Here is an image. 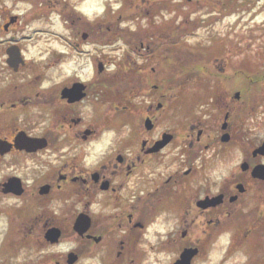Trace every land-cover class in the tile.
Segmentation results:
<instances>
[{"label":"flooded vegetation","instance_id":"af4514ba","mask_svg":"<svg viewBox=\"0 0 264 264\" xmlns=\"http://www.w3.org/2000/svg\"><path fill=\"white\" fill-rule=\"evenodd\" d=\"M40 1L0 0V264H239L241 253L264 264V53L250 57L248 92H218L227 53L188 69L198 89H149L136 62L112 78L110 60L86 48L91 33L64 52L26 48L18 32ZM69 62L75 74L61 79ZM107 130L112 147L85 167ZM228 164L227 177H210ZM161 213L174 228L152 243Z\"/></svg>","mask_w":264,"mask_h":264},{"label":"rangeland","instance_id":"374dc122","mask_svg":"<svg viewBox=\"0 0 264 264\" xmlns=\"http://www.w3.org/2000/svg\"><path fill=\"white\" fill-rule=\"evenodd\" d=\"M117 2L121 3L119 10L113 12L109 6L101 19L89 22L75 12L73 0H41L33 7L40 16L24 19L21 25L24 32H18V36L29 35L23 41L26 48H64L72 45L75 39L82 40V33H91L93 36L86 42V48L96 59L104 55L110 60L112 78L124 73L127 62H136L144 77V87L145 77L151 78L145 88L150 89L154 84L162 88V92L174 94L185 93L188 86L196 85H186L185 78L188 69L197 73L200 66H205L200 56L209 61L227 53L218 60L223 67L221 78L228 79L229 83L223 84L218 92H248L250 57L254 52L264 53V0ZM16 9L23 8L17 5ZM4 22V18L0 20V24ZM57 23L62 30H57ZM33 24L37 26L31 27ZM77 32L81 34L74 38ZM142 45L152 51L139 50ZM73 62L69 63L76 70ZM75 70L69 73L63 68V78L74 76ZM169 74L173 76V87L168 83ZM116 97L119 96L115 94ZM146 102L147 99H143V104Z\"/></svg>","mask_w":264,"mask_h":264},{"label":"clouds","instance_id":"9594fccd","mask_svg":"<svg viewBox=\"0 0 264 264\" xmlns=\"http://www.w3.org/2000/svg\"><path fill=\"white\" fill-rule=\"evenodd\" d=\"M11 7V5H8ZM73 8L75 12H77L80 16H82L84 19H86L89 22H94L98 19H101L107 8L110 6L113 10V12L117 11L121 7V3L117 2V0H73ZM24 10H27L30 6H21ZM57 21L59 20L58 17H54ZM37 26L36 24H33L31 27ZM57 30H62V26L57 23L56 26ZM67 35V33L65 32ZM53 47H59V45H52ZM59 50L61 52L66 51L65 48L59 47ZM33 53H35V49L31 50ZM45 57H40V59H44ZM83 63V61H81ZM66 72L74 71V67L72 63H69L67 65H62ZM93 75V70L91 64L88 65V67L84 70V72L81 74V78L88 80L91 79ZM63 79V77H61ZM57 83H59V80H56ZM52 86L51 81H44L41 83L40 87L42 89H47ZM91 111V109H88ZM126 134V133H125ZM117 138V133L115 130H107L103 132L99 138V140L92 141L90 145L87 147L86 151L88 152V155L84 158V166L85 167H92L95 166L100 162V158L104 156L109 149L112 147L114 140ZM234 163H239V159H237ZM232 164L228 165H221L220 167L214 169L210 173V177L214 178L217 181L222 180L223 178L228 176L229 170L231 169ZM31 183V181H28ZM97 207V206H94ZM167 216V213H161L158 215L154 222L150 224L147 228L146 232V239L149 240L152 243H155L156 241V233H159L160 239H166L167 233L174 228V222L172 221H166L165 217ZM230 233H224L219 238V242L222 244H227L229 242ZM71 246H65L61 245L60 249L61 251H67L68 248ZM147 247V246H145ZM151 258V254H150ZM161 260H164L165 257L163 254L160 256ZM247 257L244 256L242 253L239 255L238 260L239 264H244V261H246ZM86 264H99V260L95 261H88Z\"/></svg>","mask_w":264,"mask_h":264}]
</instances>
